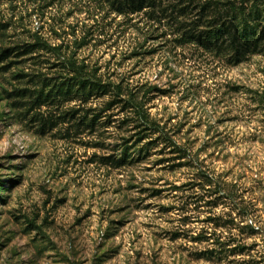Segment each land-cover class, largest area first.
Segmentation results:
<instances>
[{"label":"rangeland","instance_id":"rangeland-1","mask_svg":"<svg viewBox=\"0 0 264 264\" xmlns=\"http://www.w3.org/2000/svg\"><path fill=\"white\" fill-rule=\"evenodd\" d=\"M112 2L0 0V264H264V55ZM130 92L163 126L140 143Z\"/></svg>","mask_w":264,"mask_h":264},{"label":"trees","instance_id":"trees-1","mask_svg":"<svg viewBox=\"0 0 264 264\" xmlns=\"http://www.w3.org/2000/svg\"><path fill=\"white\" fill-rule=\"evenodd\" d=\"M112 3H116L118 11L124 15L146 11L157 21L165 20L175 35L173 42H177V46H196L215 52L234 65L264 55V0H113ZM71 68L81 88L88 87L97 94L112 92L122 96V85L94 78L77 63H71ZM124 99L123 107H130L139 123L138 143L144 139V131L163 128L144 108V102L137 100L136 93L130 92ZM150 141L142 144L139 154L149 151ZM128 148L125 147L119 163L130 159ZM176 151L180 153L179 158L186 153L180 146Z\"/></svg>","mask_w":264,"mask_h":264}]
</instances>
